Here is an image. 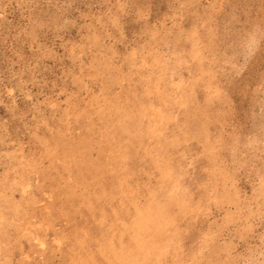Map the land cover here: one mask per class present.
Masks as SVG:
<instances>
[{
  "label": "rangeland",
  "instance_id": "1",
  "mask_svg": "<svg viewBox=\"0 0 264 264\" xmlns=\"http://www.w3.org/2000/svg\"><path fill=\"white\" fill-rule=\"evenodd\" d=\"M0 264H264V0H0Z\"/></svg>",
  "mask_w": 264,
  "mask_h": 264
}]
</instances>
